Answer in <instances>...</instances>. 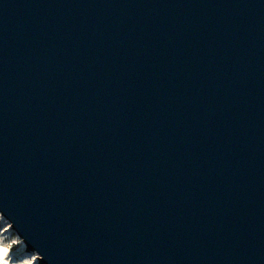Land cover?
Masks as SVG:
<instances>
[{
	"label": "water",
	"instance_id": "water-1",
	"mask_svg": "<svg viewBox=\"0 0 264 264\" xmlns=\"http://www.w3.org/2000/svg\"><path fill=\"white\" fill-rule=\"evenodd\" d=\"M0 213L40 264H264V0H0Z\"/></svg>",
	"mask_w": 264,
	"mask_h": 264
},
{
	"label": "rangeland",
	"instance_id": "rangeland-1",
	"mask_svg": "<svg viewBox=\"0 0 264 264\" xmlns=\"http://www.w3.org/2000/svg\"><path fill=\"white\" fill-rule=\"evenodd\" d=\"M3 249L4 251H1ZM38 252H27L24 240L0 213V264H40Z\"/></svg>",
	"mask_w": 264,
	"mask_h": 264
},
{
	"label": "bare ground",
	"instance_id": "bare-ground-1",
	"mask_svg": "<svg viewBox=\"0 0 264 264\" xmlns=\"http://www.w3.org/2000/svg\"><path fill=\"white\" fill-rule=\"evenodd\" d=\"M1 251H4L3 249H1ZM20 264H26V263H24L23 261H22V263H20Z\"/></svg>",
	"mask_w": 264,
	"mask_h": 264
}]
</instances>
